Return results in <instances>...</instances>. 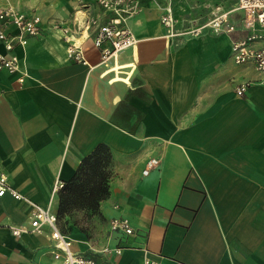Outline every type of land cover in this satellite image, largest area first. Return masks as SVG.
<instances>
[{"label": "crops", "instance_id": "1", "mask_svg": "<svg viewBox=\"0 0 264 264\" xmlns=\"http://www.w3.org/2000/svg\"><path fill=\"white\" fill-rule=\"evenodd\" d=\"M138 3L127 20L135 46L102 62L83 29L109 20L97 0H0L41 20L40 35L13 50L21 69L0 72V174L21 196H0V264H59L48 226L19 236L10 227H26L35 205L57 215L55 183L98 147L111 171L98 233L58 220L75 253L95 264H264V77L234 63L230 35L184 33L236 0H185L173 35L160 21L166 5L176 19L172 0ZM56 26L85 63L68 58ZM122 217L131 234L111 231Z\"/></svg>", "mask_w": 264, "mask_h": 264}, {"label": "built area", "instance_id": "2", "mask_svg": "<svg viewBox=\"0 0 264 264\" xmlns=\"http://www.w3.org/2000/svg\"><path fill=\"white\" fill-rule=\"evenodd\" d=\"M101 9L110 15L106 23H98L96 18H90L84 23L86 32L93 31L94 45L100 49L101 60L106 62L120 52L134 47L136 39L127 26V20L139 11L138 0H97ZM218 12L204 24L193 25L184 33L198 36L204 28H209L214 33H226L231 36V57L235 64L253 65L254 69L264 77V0H236L233 8ZM239 13L240 15H238ZM161 24L170 35H173L176 19L169 5H166L161 14ZM40 17L38 15H27L16 11L11 7L0 8V43L3 44L4 52H0V72L5 70L10 73L19 71L13 50L17 45H25L29 37L40 35ZM9 26L14 27L15 33L7 32ZM60 29L66 42V53L69 59L85 63L80 44L72 39L65 27L56 26ZM242 33V36H238ZM107 43V46H103ZM24 75V72H22ZM20 82L23 76L18 78ZM248 87L247 83L239 84L235 91L243 95ZM148 169L144 170L147 173ZM63 187V183L56 182L53 193ZM10 193L13 198L20 199L21 196L8 186L6 177L0 174V196ZM48 226L53 240V258L59 264H95L94 260L86 258L72 250V239H70L58 226L57 215L52 212L50 206L42 208L35 205L34 211L27 221L26 227H10L15 236L22 233H40L43 226ZM111 231H120L131 234L133 228L126 217L113 218L110 221ZM116 249V253H120ZM143 264H163L162 262L146 258Z\"/></svg>", "mask_w": 264, "mask_h": 264}, {"label": "trees", "instance_id": "3", "mask_svg": "<svg viewBox=\"0 0 264 264\" xmlns=\"http://www.w3.org/2000/svg\"><path fill=\"white\" fill-rule=\"evenodd\" d=\"M110 175V155L106 148L98 147L83 158L74 177L58 192V220L71 218L77 212L87 217L97 216L100 202L108 195ZM71 221L73 225L79 224L77 220Z\"/></svg>", "mask_w": 264, "mask_h": 264}, {"label": "rangeland", "instance_id": "4", "mask_svg": "<svg viewBox=\"0 0 264 264\" xmlns=\"http://www.w3.org/2000/svg\"><path fill=\"white\" fill-rule=\"evenodd\" d=\"M174 4L173 8L175 11V15L177 22L180 21H184V18L187 16L185 14V10H186V3L185 0H172ZM226 1H230V0H226ZM226 11V10H225ZM194 12V11H193ZM196 14V13H195ZM215 12L213 13L214 16ZM180 25V23H179ZM86 215H84L83 213H74L71 218L69 217H65V218H61L59 219V222L61 223V225L65 222V221H70V220H77L79 222H81L82 224H84V227L87 228V236H95L98 233V228L99 225H101L100 219L97 216H89V217H85ZM79 218V219H78ZM86 224V226H85Z\"/></svg>", "mask_w": 264, "mask_h": 264}]
</instances>
